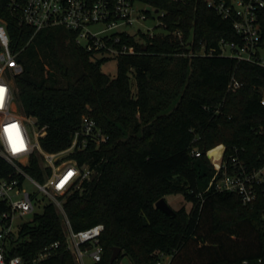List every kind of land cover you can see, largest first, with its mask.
Returning a JSON list of instances; mask_svg holds the SVG:
<instances>
[{
    "label": "trees",
    "instance_id": "trees-1",
    "mask_svg": "<svg viewBox=\"0 0 264 264\" xmlns=\"http://www.w3.org/2000/svg\"><path fill=\"white\" fill-rule=\"evenodd\" d=\"M144 1L164 11L163 30L125 34L135 52L119 55L110 77L101 70L109 57L77 44L75 32L35 31L19 21L12 0H0L9 48L23 68L14 75L17 107L45 126L41 146L66 148L85 115L109 137L72 154L98 173L64 198V211L74 230L104 225L103 258L95 264H120L123 255L156 264L161 253L172 255L169 264H264V201L244 204L237 193L206 190L215 172L206 152L216 145L226 147L225 158L237 150L250 167L263 161L264 67L219 49L208 54L220 39L239 36L206 0ZM232 77L240 85H229ZM27 170L40 176L36 155ZM178 194L190 210L168 214L155 205ZM54 241L60 247L41 264H73L62 216L47 203L20 225L10 255L27 262ZM115 247L121 251L110 262Z\"/></svg>",
    "mask_w": 264,
    "mask_h": 264
},
{
    "label": "built area",
    "instance_id": "built-area-1",
    "mask_svg": "<svg viewBox=\"0 0 264 264\" xmlns=\"http://www.w3.org/2000/svg\"><path fill=\"white\" fill-rule=\"evenodd\" d=\"M206 1L223 19L231 21L239 36L237 41L220 39L218 48H210L208 54L219 49L222 56L264 67V40L261 39L264 0ZM138 2L145 6H138ZM11 4L19 12L22 24L35 31L63 26L75 32L77 44L97 57L117 59L121 54L134 53L133 46L122 40L125 34L152 37L164 27L161 19L164 11L157 10L144 0H12ZM157 14L160 18V23L155 26L158 27L157 32L149 33L140 28L131 32L128 29V26ZM9 41L5 23L0 20V88L4 89L0 99V264H41L54 256L60 247L59 241L46 244L27 262L20 255H10L12 241L20 225L27 221L23 216L36 213L40 196L46 199L44 205L54 203L62 216L65 248L73 264H95L103 258L100 239L104 225L97 223L74 230L64 211L63 201L98 173L88 164H80L72 154L85 150L91 143L98 147L109 137L93 118L85 115L66 148L46 151L40 143V138L46 133L45 126L40 127L35 117L25 115L17 107L14 75L23 68L15 60ZM229 85L238 86L240 83L232 77ZM261 102L264 104V91ZM220 145L219 162L209 156L213 148L206 152L215 167L206 190L237 193L244 204H251L259 198L264 201V158L259 166L250 167L237 150L225 158L226 147ZM192 154L197 157L201 151L195 149ZM33 155L39 158V177L27 170ZM29 184L35 185L36 189L29 188ZM261 219L264 225V205ZM171 257V254L161 253L156 264H169Z\"/></svg>",
    "mask_w": 264,
    "mask_h": 264
},
{
    "label": "rangeland",
    "instance_id": "rangeland-1",
    "mask_svg": "<svg viewBox=\"0 0 264 264\" xmlns=\"http://www.w3.org/2000/svg\"><path fill=\"white\" fill-rule=\"evenodd\" d=\"M138 6H145L143 3L138 2L137 3ZM150 9V7H148ZM159 16V14H157L155 17H150L148 18L146 21H143L141 23H135L132 26H128V29L131 32H135L138 28L142 29L143 31H148L150 32H157L158 31V27H155L157 24L160 23V18L157 17ZM101 70L102 72H104L105 74L109 75L110 77H114L116 76L117 73V59L116 58H109L107 61H105L104 63H102L101 65ZM30 132H31V128H29ZM217 147H222L221 145H216L215 147H213V149L217 148ZM219 155H220V151H219ZM29 188L31 189H36L35 185L29 184ZM40 200L39 202L36 204L35 207V212H41L44 203L46 202V199H42V197H39ZM166 201L168 202V204L175 210L180 209L181 207H185L187 210H190L192 207V203L188 202L182 195H167L165 197ZM24 220H29L32 218V214H26L25 216H23ZM120 264H133V262L131 261V259L129 258L128 255H123L120 258Z\"/></svg>",
    "mask_w": 264,
    "mask_h": 264
},
{
    "label": "water",
    "instance_id": "water-1",
    "mask_svg": "<svg viewBox=\"0 0 264 264\" xmlns=\"http://www.w3.org/2000/svg\"><path fill=\"white\" fill-rule=\"evenodd\" d=\"M158 208L163 210L164 212L168 214H173L175 212V209H173L168 202L166 201L165 197L160 198L156 204ZM121 248L120 247H115L112 251L111 257H110V262H113L116 260L120 254Z\"/></svg>",
    "mask_w": 264,
    "mask_h": 264
},
{
    "label": "bare ground",
    "instance_id": "bare-ground-1",
    "mask_svg": "<svg viewBox=\"0 0 264 264\" xmlns=\"http://www.w3.org/2000/svg\"><path fill=\"white\" fill-rule=\"evenodd\" d=\"M222 147H217L213 150H211L209 152V156L215 161V162H219L220 159V155H219V151L221 152Z\"/></svg>",
    "mask_w": 264,
    "mask_h": 264
},
{
    "label": "snow or ice",
    "instance_id": "snow-or-ice-1",
    "mask_svg": "<svg viewBox=\"0 0 264 264\" xmlns=\"http://www.w3.org/2000/svg\"><path fill=\"white\" fill-rule=\"evenodd\" d=\"M4 89L0 88V99H2V93H3Z\"/></svg>",
    "mask_w": 264,
    "mask_h": 264
}]
</instances>
